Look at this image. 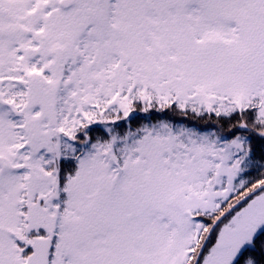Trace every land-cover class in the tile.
Wrapping results in <instances>:
<instances>
[{"label":"snow or ice","instance_id":"snow-or-ice-1","mask_svg":"<svg viewBox=\"0 0 264 264\" xmlns=\"http://www.w3.org/2000/svg\"><path fill=\"white\" fill-rule=\"evenodd\" d=\"M0 264H264V0H0Z\"/></svg>","mask_w":264,"mask_h":264}]
</instances>
